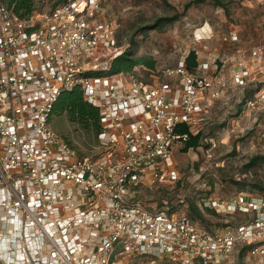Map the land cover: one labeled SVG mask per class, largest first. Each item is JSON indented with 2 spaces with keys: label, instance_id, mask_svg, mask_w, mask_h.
<instances>
[{
  "label": "built area",
  "instance_id": "obj_1",
  "mask_svg": "<svg viewBox=\"0 0 264 264\" xmlns=\"http://www.w3.org/2000/svg\"><path fill=\"white\" fill-rule=\"evenodd\" d=\"M224 40H238L236 33ZM101 0H67L21 17L0 1V264H223L244 248L264 264V194L212 201L244 215L208 228L188 213L150 208L141 183L175 179L172 151L200 129L226 80L184 60L153 84L134 72L94 75L127 47ZM264 44L240 51L230 77L259 72ZM80 87L98 107L95 156H80L51 126L58 96ZM259 96L246 102L259 103Z\"/></svg>",
  "mask_w": 264,
  "mask_h": 264
},
{
  "label": "rangeland",
  "instance_id": "obj_2",
  "mask_svg": "<svg viewBox=\"0 0 264 264\" xmlns=\"http://www.w3.org/2000/svg\"><path fill=\"white\" fill-rule=\"evenodd\" d=\"M59 1L35 0V6L39 11L48 10ZM189 1L192 0H101V7L103 14L115 22L119 41L127 47L131 45L134 55L153 62V68H133L148 82H174L176 76L168 75L167 69L176 67L192 49L198 58L197 71L207 68L213 77L219 74L226 80V87L206 114L198 117L202 144L188 151H181V143L173 146L176 178L141 183L133 192L150 208L185 212L197 222L217 229L238 224L244 215L214 214L205 206L240 191L264 194V160L249 162L254 156L264 155V57L259 56V72L250 75L245 84L237 85L230 77L240 51L264 44V0H221L224 6L215 4V0H202L185 9ZM174 14L179 15L178 19L170 23L144 28L159 16ZM204 26L209 33L201 29ZM230 32L236 33L238 40H224ZM254 90L250 98L259 96L261 100L248 107L245 99ZM51 126L84 155L95 156L102 150L99 141L85 144L90 137L65 113L53 115ZM192 204L199 207L201 216L194 215ZM160 263L178 264L169 260ZM223 264H253V258L241 248Z\"/></svg>",
  "mask_w": 264,
  "mask_h": 264
},
{
  "label": "trees",
  "instance_id": "obj_3",
  "mask_svg": "<svg viewBox=\"0 0 264 264\" xmlns=\"http://www.w3.org/2000/svg\"><path fill=\"white\" fill-rule=\"evenodd\" d=\"M2 3L7 5L8 7H11L13 12L18 14L21 17L28 16L31 14L35 9V0H0ZM67 0H61L59 2H65ZM202 0H192L185 4L184 8L187 9L193 2H199ZM57 2V3H59ZM215 4L224 6V3L221 0H215ZM177 14H174L172 16H159L157 17L152 24L144 27V28H155L157 26L167 24L172 22L175 19H178ZM132 44L134 45L135 42L132 40ZM132 46H128L125 48V50L112 59L110 62L109 67L106 69L98 70V71H92L89 72L90 74L94 75H107V74H113V73H120V72H134L133 68L138 65H146L148 68H153V62L148 61L143 56H137L134 55L132 51ZM197 54L195 50H190L188 54L184 58V65L186 69L191 71L192 73L196 71L198 66V60H197ZM136 74V73H135ZM141 77V76H140ZM143 77V76H142ZM141 77V78H142ZM144 79V78H143ZM145 80V79H144ZM147 81V80H146ZM257 90V89H255ZM252 91L247 95L248 99L250 100L251 95L255 92ZM250 98V99H249ZM245 102V101H244ZM52 106V116L53 115H60V114H66L68 120L77 127L83 129L87 136L90 137L84 143L90 144L92 141L97 142L99 141V133L101 132V122H100V114L99 109L94 104L92 105L91 102L87 101L84 98L83 90L77 86V88H73L71 90L63 91L56 101L54 102ZM51 116V117H52ZM177 132L181 133H188V138L186 141L182 142L181 151H188L189 149H195L198 146H200L203 142V132L199 130L197 133L192 134L189 132L188 126L184 123L179 124L176 127ZM58 133V132H57ZM61 135V134H60ZM90 135V136H89ZM64 139H66L65 136L61 135ZM67 140V139H66ZM68 141V140H67ZM69 144L75 148L74 145L68 141ZM76 149V148H75ZM80 156H83L84 154L79 152ZM264 160V155H257L251 158L249 161L250 164L257 160ZM205 209L210 210L214 214H219L215 212L212 208L205 206ZM191 210L194 212V215L201 216V210L197 205L192 204ZM189 216L196 221L193 216L189 214ZM244 218V217H243ZM197 222V221H196ZM199 223V222H198ZM208 228H211L210 226L200 223Z\"/></svg>",
  "mask_w": 264,
  "mask_h": 264
},
{
  "label": "bare ground",
  "instance_id": "obj_4",
  "mask_svg": "<svg viewBox=\"0 0 264 264\" xmlns=\"http://www.w3.org/2000/svg\"><path fill=\"white\" fill-rule=\"evenodd\" d=\"M201 29H203V31L209 33V29L205 28V26L203 28H201Z\"/></svg>",
  "mask_w": 264,
  "mask_h": 264
},
{
  "label": "crops",
  "instance_id": "obj_5",
  "mask_svg": "<svg viewBox=\"0 0 264 264\" xmlns=\"http://www.w3.org/2000/svg\"><path fill=\"white\" fill-rule=\"evenodd\" d=\"M234 68H235V63H234ZM234 70V69H233ZM233 72V71H232Z\"/></svg>",
  "mask_w": 264,
  "mask_h": 264
}]
</instances>
